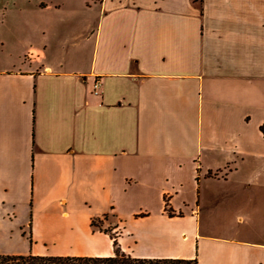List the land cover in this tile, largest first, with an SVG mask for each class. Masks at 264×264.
Segmentation results:
<instances>
[{
  "label": "crops",
  "instance_id": "obj_1",
  "mask_svg": "<svg viewBox=\"0 0 264 264\" xmlns=\"http://www.w3.org/2000/svg\"><path fill=\"white\" fill-rule=\"evenodd\" d=\"M96 6L0 0V210L61 209L36 212L34 246L94 239L110 209L134 256L264 264V0ZM229 182L232 203L166 211L189 184ZM202 205L223 235L200 233ZM95 252L33 254L112 255Z\"/></svg>",
  "mask_w": 264,
  "mask_h": 264
},
{
  "label": "rangeland",
  "instance_id": "obj_2",
  "mask_svg": "<svg viewBox=\"0 0 264 264\" xmlns=\"http://www.w3.org/2000/svg\"><path fill=\"white\" fill-rule=\"evenodd\" d=\"M74 1V0H73ZM81 4L82 8H92L95 10L97 8L94 0H76ZM78 6V5H77ZM178 196H174L167 200V212L171 213L170 208L177 209V207H182V203H187L188 207L183 208L185 214L190 213V210L195 207V203L198 200L202 202L212 199L214 201H221L222 204H228L234 202L235 196L238 193L235 190L234 184L229 182L225 189H212L210 192L206 191L204 187H201V192L198 189H194L192 184L187 185ZM201 195V199L200 198ZM170 201V202H169ZM86 209V208H85ZM92 212H100L102 210L91 208ZM60 211L59 207L53 206L51 208H45L40 204L37 206L28 205L21 206L15 209L3 208L0 210V254L14 255L16 253L28 254V253H39V254H60V253H96L95 249L97 247L109 246L110 253L114 254L116 247L121 249L123 252L128 248L136 247L135 241L132 239L123 240V224L115 218L116 213L113 210H105L106 214L104 217H96L92 221V232L95 234L94 239H85L82 241H72L67 242L64 240H51L48 242H41L38 240L36 243L38 245L34 246V229H38V221L40 219H47L46 216L42 214V217L36 218L37 213H47V212H57ZM199 227L200 233H210L212 235H223L220 231L219 224H217V219L219 218V212L214 209H203V205L199 209ZM205 212L209 213V216L205 215ZM184 213V212H183ZM223 218H230L234 220V212L230 208L224 209L222 212ZM107 216V217H106ZM209 226H204L205 223ZM62 225V224H61ZM181 224H178V227ZM57 226L43 224L40 226V232L37 230V237H54L50 236L54 233V229ZM62 229L67 228L66 224L59 226ZM209 230V231H208ZM227 236H233L231 230H226L224 232ZM116 240L117 245H114ZM125 249V250H124ZM102 253H108L102 252Z\"/></svg>",
  "mask_w": 264,
  "mask_h": 264
},
{
  "label": "trees",
  "instance_id": "obj_3",
  "mask_svg": "<svg viewBox=\"0 0 264 264\" xmlns=\"http://www.w3.org/2000/svg\"><path fill=\"white\" fill-rule=\"evenodd\" d=\"M94 1L102 3L104 0ZM169 215L174 216L171 213ZM114 245H117L116 240ZM0 264H198V260L197 258L138 257L116 247L114 254L109 256L39 255L31 252L25 255L0 254Z\"/></svg>",
  "mask_w": 264,
  "mask_h": 264
},
{
  "label": "built area",
  "instance_id": "obj_4",
  "mask_svg": "<svg viewBox=\"0 0 264 264\" xmlns=\"http://www.w3.org/2000/svg\"><path fill=\"white\" fill-rule=\"evenodd\" d=\"M101 82L100 80H97L94 84V93L99 95L100 94V91H101Z\"/></svg>",
  "mask_w": 264,
  "mask_h": 264
}]
</instances>
